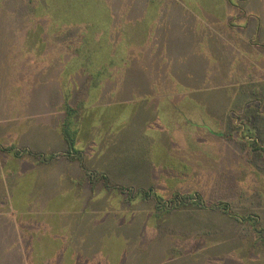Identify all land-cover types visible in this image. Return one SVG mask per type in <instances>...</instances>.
I'll return each instance as SVG.
<instances>
[{
	"label": "rangeland",
	"instance_id": "obj_1",
	"mask_svg": "<svg viewBox=\"0 0 264 264\" xmlns=\"http://www.w3.org/2000/svg\"><path fill=\"white\" fill-rule=\"evenodd\" d=\"M28 28L49 38L51 51L61 50L54 45V35H60L55 32L67 31L73 58L34 60L44 46L32 36L26 41ZM44 30L52 32L46 36ZM54 74L57 81L62 76L69 82L67 100L78 110L72 112L73 122L79 116L87 128L96 121L95 133L68 131L73 149L85 147L90 171L130 185L137 202L146 200L137 210L152 212L154 231L168 211L183 214L202 231H215L212 245L186 252L175 247L168 258L195 252L189 256L196 264H264L259 263L264 262L259 233L264 231V0H0L4 116L34 118L50 108L48 102L59 103L58 94L43 97ZM190 98L210 103L213 115L188 106ZM144 101L157 112L140 108ZM181 110L194 119L183 122ZM187 129L198 133L196 139L186 136ZM176 148L195 153L190 161L195 170L169 155ZM22 156L39 159L32 153ZM4 158L9 165L7 153ZM160 162L166 167L162 172ZM1 173L14 176L15 167ZM10 182V176L4 180L9 197L14 194ZM26 185L25 180L21 189ZM178 195L195 199L177 207L172 201ZM210 251L224 255L210 263ZM174 261L139 264H179Z\"/></svg>",
	"mask_w": 264,
	"mask_h": 264
},
{
	"label": "crops",
	"instance_id": "obj_2",
	"mask_svg": "<svg viewBox=\"0 0 264 264\" xmlns=\"http://www.w3.org/2000/svg\"><path fill=\"white\" fill-rule=\"evenodd\" d=\"M39 23L41 29L42 21ZM66 32L65 30L55 32L60 35H54V45H58L61 50L51 51L47 45L49 38L46 39L38 28H28L29 37L26 41L32 36L33 42L37 41L44 46V50H40L34 60L66 58L68 62L67 60L72 59L71 47L69 45L70 48L67 47L70 38H66ZM43 33L49 36L45 30ZM82 55L81 53V58ZM113 63L114 61L112 65ZM48 80L50 91H44L43 97L58 94L61 100L54 105L48 102L50 108L43 113L39 111L34 118L25 115L9 117L4 116L0 108V264H23L25 261L31 263L24 264H139L145 260L152 263L155 260L174 261V258L168 256L175 247L181 252H186L205 249L204 245L207 244L212 245V235L215 231H202L199 225L196 228L191 220H187L188 217L177 211H168L170 216L166 217V213L161 217L163 220H160L161 226L157 224V230L154 231L152 212L147 215L144 211L137 210L138 205L141 206V202L146 200L137 202L134 190L129 189L130 185L113 182L106 173L98 175L90 171L84 160L85 147L73 149L69 144L68 131L72 127L76 134H80L79 130L85 129L87 132L91 130L95 133L98 130L93 126L96 121L92 120V125L87 128L82 122L80 125L79 116L75 119L77 124L73 122L72 112L78 110L67 100L70 98L65 92L67 89L65 87H68L67 77L61 76L57 81L54 74ZM99 85V82L95 83L92 88ZM103 86L100 88L103 89ZM160 98L168 102L165 97ZM146 102L139 107L145 109ZM188 104L190 107L204 108L206 114L213 115L209 112L210 103L207 101L190 98ZM155 108L156 106L149 105L144 111L156 113ZM135 113L140 114L141 111ZM178 117L183 122L193 118L183 110ZM129 125V122L124 124V131L128 130ZM186 133L189 139L193 137L196 139L198 135L190 129H187ZM88 134L87 141L90 137ZM79 140L78 137L77 142ZM163 147L166 146L163 144ZM4 153L8 154L9 165L5 163ZM28 153L37 156L38 162L22 156ZM179 154L185 156L182 158ZM169 155L174 156L175 160L178 159L188 169L195 170L191 166L193 163L190 162L195 159L194 152L182 153L176 148L174 151L171 150ZM129 159L132 161V158ZM10 165L15 167L16 174L12 176L8 173L5 178L1 171ZM132 168L134 170H131V173H136L135 168L132 166L130 169ZM163 168L166 167L161 162L158 163L157 169L163 171ZM9 176L10 184L14 187V194L11 197L5 194L4 189V180ZM25 180L26 189L23 187L21 189ZM194 199L192 197L191 200ZM10 202L15 204V207L11 206ZM201 220L200 218L198 221ZM208 222L210 220L206 223ZM218 241L215 240V243ZM48 249L51 252L49 255L43 252ZM231 250L233 247L224 251V254H229ZM136 252L140 255L138 256ZM189 255H195V252L185 253L183 258L175 261L179 264H196L195 256ZM220 256L217 257V253L210 251L209 257L212 258L208 260L212 263V260H218Z\"/></svg>",
	"mask_w": 264,
	"mask_h": 264
},
{
	"label": "trees",
	"instance_id": "obj_3",
	"mask_svg": "<svg viewBox=\"0 0 264 264\" xmlns=\"http://www.w3.org/2000/svg\"><path fill=\"white\" fill-rule=\"evenodd\" d=\"M253 146L256 147V148H259V145L258 144H254ZM260 149H264V148H261L260 147ZM191 199H192V197H181V196H178L175 200L172 201V203H175L176 206H179V205H182V204H184L186 202H189ZM259 233L261 235H263L262 238L264 239V231H260L259 230Z\"/></svg>",
	"mask_w": 264,
	"mask_h": 264
}]
</instances>
